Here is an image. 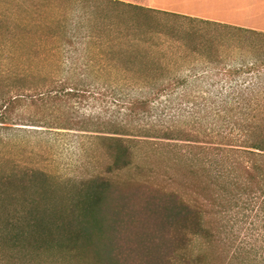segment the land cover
<instances>
[{
  "label": "rangeland",
  "instance_id": "obj_1",
  "mask_svg": "<svg viewBox=\"0 0 264 264\" xmlns=\"http://www.w3.org/2000/svg\"><path fill=\"white\" fill-rule=\"evenodd\" d=\"M119 1L143 7L152 3L149 0ZM233 2V6H228L233 11L228 18L239 25H232L264 32V0ZM23 3L24 0H0V96L7 101L15 95L22 96L20 105L10 109L8 106L3 115L7 125L0 128V176L11 174L17 182L24 181L26 185L24 190L13 185L15 180H9L8 196L14 206L33 204L39 208L69 210L81 186L106 184L113 190L111 201L119 202L123 194H128L130 205L134 203L140 208L144 201L152 199L156 204L168 202L173 208L184 204L199 213V218L190 217L184 222L183 231L181 215L177 213L179 217L169 223V229L173 241L179 239L183 246L182 235L188 234V253L199 257L201 264H264V179L262 174L258 175L260 187L250 186L247 174L253 171L245 167L250 165L252 157L239 148L217 151L214 146H192L178 140H145L137 136L116 139L118 137L111 134L122 132L120 119L136 90L130 76L119 67L120 57H112L105 47H92L87 55L78 46L76 54L68 55V63L64 64L66 57L62 50L56 52L54 59L50 58L52 52L42 48L45 50L42 53L40 45L48 44L52 50L60 48L61 42L46 39L45 35L38 41L36 33H41L44 16L39 10L29 15ZM208 3L207 8L212 0ZM152 4L161 5L156 0ZM164 4L167 2H162ZM193 5V13L210 15L209 9L200 12L196 1ZM240 6L244 10L237 9ZM176 8L175 12L181 11ZM164 19L158 18L152 25L160 28L161 22L170 26L172 22ZM133 20L138 24L137 19ZM103 34L101 32L100 36ZM115 35L113 33L112 37ZM148 40L156 50L163 46L170 59H174L172 53L175 52L176 58L179 47L170 39L153 36ZM236 44L237 47L233 43L229 45L233 47L229 54L239 60L242 51ZM168 45L173 49L168 50ZM37 53H42L45 59L37 58ZM186 56L181 48V57L176 63L166 60L167 57L163 63H171V71L181 77L188 74L191 64L195 63L192 57ZM87 59L95 66L92 71L82 72ZM243 77L246 75L241 73L232 84L242 85ZM64 79L82 86L80 97H64L67 89H60ZM200 80L188 98H182L184 88L156 98L150 111L142 112L137 122L159 124L178 131L177 135L192 126L201 127L198 141L212 140L237 146L254 141L255 136L244 132L248 126L246 119L253 115L255 123L259 124L258 115L264 116V93L261 111L250 112L231 104L224 111L220 103L228 92L224 83L231 85L215 76ZM78 81L91 84L83 88ZM50 88L52 96L62 104L55 103L52 108L42 110L35 94ZM237 97L230 96L229 101L239 100L241 104L242 100H236ZM180 100V107L175 108ZM66 117L70 127H62L68 122ZM44 122H53L54 128H44ZM122 151L131 158L126 160V167L115 169L114 159ZM257 163L263 162L258 159Z\"/></svg>",
  "mask_w": 264,
  "mask_h": 264
},
{
  "label": "trees",
  "instance_id": "obj_2",
  "mask_svg": "<svg viewBox=\"0 0 264 264\" xmlns=\"http://www.w3.org/2000/svg\"><path fill=\"white\" fill-rule=\"evenodd\" d=\"M23 5L29 11V15H34V11L39 10L44 16V26L40 27L41 33H36L38 41H41L45 35L46 39L61 42L60 48H52V50L48 44L40 45L42 53L45 52L42 48L52 52L50 58L54 59L56 52L62 50L66 57L64 64L68 63V55L76 54L78 46L81 52L87 55L92 47H105L109 49L108 53L112 57H120L119 67L125 75L130 76L132 86L136 90L132 100L125 105L123 118L120 119L122 132L111 134L117 136L116 139L137 136L145 140H178L192 146L209 145L214 146L217 151L243 149L241 151L252 157L250 165L245 167L247 170L252 168L253 171L247 174L248 182L252 188L260 187L257 176L262 174L264 179V122L261 121V119L264 121V116L258 115V125L255 123V116L251 115V119H246L248 126L244 132L246 135L255 136V139L244 142L242 146L224 144L222 141V143L212 140L198 141L201 127L192 126L184 132L181 130V134L177 135L178 131H170L159 124L141 125L137 119L143 115L142 112L150 111L151 104L156 98L180 88L185 90L182 98H188L195 84L201 82L200 79H209L212 76L221 77L232 86L231 88L224 83L228 92L220 102L224 107L223 110L229 104L232 107L239 105V108L243 107L250 112L259 110L262 105L261 95L264 93V32L119 0H24ZM126 14L131 17L127 19ZM158 18H165L164 20H170L172 23L170 26L166 23L165 26V23L162 25L160 22V28L153 26L152 22ZM133 19H137L138 24ZM179 23L181 26L178 25ZM121 28L125 31L124 34L120 31ZM101 32L104 34L100 36ZM113 33H116L115 37H112ZM153 36L166 37L173 45H178L176 58L173 52L174 59H170L163 46L156 50L155 45L148 40ZM114 40V44L111 45ZM232 43L235 44L234 47H237L236 43L240 45L242 53L239 60L233 59V55L229 54L233 48L229 45ZM168 48V50L173 49L170 45ZM181 48L187 54L186 57H192L195 63L191 64L188 74L180 77L177 72L171 71V63H163V60L167 57L166 60L176 63L178 57H181ZM42 53H37L36 57L45 59ZM94 66L92 60L87 59L81 71H92ZM214 71H217V74L212 75L211 72ZM241 73L246 75L242 79V85H233L232 83L238 81ZM78 82L83 88H88L91 84L87 81ZM127 87L130 85L128 84ZM80 88L82 86L69 82L68 79H64L60 87L62 90L67 89L64 96L67 98L80 97ZM51 90L52 88L35 94V98H39L38 105L42 110L52 108L55 103L62 104L60 99L52 96ZM234 95L238 96L236 100L239 98L242 100L241 104L239 100L229 101V97ZM21 97L15 95L10 97L8 102L4 96H0V128H5L7 125L3 115L8 110V106L10 109L20 105ZM57 100L61 102H55ZM180 102L182 103V100L177 102L175 108L180 107ZM66 121H68L67 117ZM44 123V128H54L53 122ZM65 125L62 127H70V121ZM219 132L222 131L219 129ZM130 158L125 151L117 154L114 159L115 169L126 167L125 162ZM258 159L263 163L258 164ZM9 180H15V176L12 177L11 174L0 176V264H201L202 262L199 257H193L188 253L190 239L187 233L182 235L184 246L179 239L173 241L170 236L169 223L177 220L179 217L176 216L177 213L181 215L182 231L184 222L190 217L199 218L200 214L187 205L182 204L181 208H173L169 207L168 202L156 204L149 199L144 201L140 208L134 206V203L130 205L131 196L128 194H123L119 202H115L111 201L113 190H110L106 184H101L95 187L81 186L76 198L72 199L73 203L69 210L60 211L54 207L47 208L48 206L39 208L33 204L14 206V202L9 200L8 196ZM13 185L24 190L26 188L25 182L20 180ZM153 214L157 218H154ZM174 242L175 246H173Z\"/></svg>",
  "mask_w": 264,
  "mask_h": 264
},
{
  "label": "crops",
  "instance_id": "obj_3",
  "mask_svg": "<svg viewBox=\"0 0 264 264\" xmlns=\"http://www.w3.org/2000/svg\"><path fill=\"white\" fill-rule=\"evenodd\" d=\"M149 1L153 3L155 0H149ZM156 1H158V3L161 4L159 7L154 6L152 3H151V6H148V7L150 8L153 7V9L167 11V12H173L174 8L177 7L178 9H181V11L180 12L174 11L173 13H178L181 15H188V16L198 17V18L203 17V19H208V20H212V21H216L220 23H225V24L239 25L235 23L234 21H232L231 19H229L231 18V14L233 13L231 9L229 10V7L231 5L232 6L234 5L233 0H212V4L208 8H207V5H209L208 0H156ZM195 1H196V5L198 9L200 10V12L202 9H203L202 12L206 9H209L210 15L208 16L204 12L203 13H193L191 9L194 7L193 4L195 3ZM162 2H167V4L162 5ZM201 3L203 4L202 5L203 7L201 6ZM244 7H246V5ZM244 7L240 6L237 9L244 10Z\"/></svg>",
  "mask_w": 264,
  "mask_h": 264
}]
</instances>
